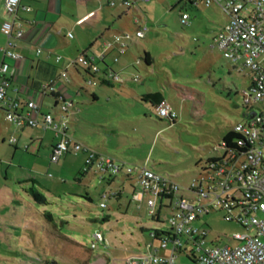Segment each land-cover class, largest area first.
Segmentation results:
<instances>
[{"label":"rangeland","instance_id":"obj_1","mask_svg":"<svg viewBox=\"0 0 264 264\" xmlns=\"http://www.w3.org/2000/svg\"><path fill=\"white\" fill-rule=\"evenodd\" d=\"M177 1L139 3L148 30L126 47L128 61L118 52L107 60L116 68L118 83L109 75L110 86L93 78V84L91 80L83 84L82 94L64 97L79 108L80 122L70 126L73 141L107 152L120 165L168 176L181 187L179 195L194 197L187 188L199 176L196 163L221 155L217 145L222 136L249 114L240 92L250 80L247 69L240 70L212 48L227 21L222 9L202 3L184 7ZM115 8L126 11L123 6ZM113 9L107 11L114 15ZM132 12L122 13L121 24L111 27L107 42L115 31L134 30ZM182 12L189 15L188 24L180 22ZM144 52L150 54L149 65L139 61ZM100 69L98 75H103L105 66L100 64ZM146 85L164 92L177 113L173 123L132 98ZM91 90L98 95L95 101ZM3 118L0 112V264H123L125 258L146 251L150 229H168L166 219L156 223L151 218L144 201L137 204L131 199L136 180L123 187L120 199L110 197L100 208L103 191L123 186L122 171L110 186L99 181L93 169L82 174L86 154L73 155L71 146L69 153L52 163L49 144L56 137L51 130L17 128ZM36 139L42 140L39 146ZM77 177L80 183L74 180ZM32 186L45 202L33 200L27 191ZM104 215H108L105 220ZM194 225L206 232L208 247L233 245L231 236L246 232L239 223L226 221L223 210L203 215ZM95 232L103 235L105 243L91 248ZM187 250L177 253L175 264H192Z\"/></svg>","mask_w":264,"mask_h":264},{"label":"built area","instance_id":"obj_2","mask_svg":"<svg viewBox=\"0 0 264 264\" xmlns=\"http://www.w3.org/2000/svg\"><path fill=\"white\" fill-rule=\"evenodd\" d=\"M150 0H107L108 6L120 4L126 9H139V3ZM195 6L204 4L218 5L227 17V21L215 35L212 48L221 56L249 72L250 82L243 90L244 103L253 106V114L244 122L235 125L250 142V148L242 159L226 164L217 163L214 170L198 176L187 188L194 197L178 194L181 187L168 176L158 175L142 167L139 169L123 166L113 158L100 153L82 143L73 141L67 133L69 114L73 103L62 96L59 91V78L69 80L68 67L89 68L98 72L96 59L103 60L104 53L97 55H79L68 59L56 78H51L42 85L43 92L55 94L54 111H42L40 104L33 98L21 99L9 91L17 93L11 86L15 75L13 63L23 58L17 50L18 43L25 32L17 19L16 10L20 0H3V19L0 32L5 37L3 61L0 64V112L4 120L14 127H37L51 130L56 142L50 151V162L57 163L60 157L69 152L77 155L80 151L86 154L85 164L93 168L99 177H110L122 173L129 179L136 180L131 199L137 204L145 202L150 216H154L163 197H169L167 205L168 229L159 236L155 251H165V255L155 252H144L124 259V264H175L177 253L187 250L192 264H264V0H190ZM189 15L182 13L180 21L188 23ZM82 22V19L78 21ZM133 31L118 32L113 40L104 44L108 49L116 46L119 54L126 51L129 43L144 37L147 25L138 16H134ZM67 36L72 37L71 32ZM36 48L35 53L40 54ZM60 56H55L59 61ZM119 80L116 73L108 74ZM159 117L175 118L176 111L166 101L161 100L156 107ZM16 140L13 138L12 142ZM71 146V147H70ZM25 147V146H24ZM133 171L136 174L133 175ZM118 194L117 190L101 193L100 208L105 207V200ZM146 197V199H144ZM225 211L226 221H235L246 230L231 236L233 245L205 246V231H200L194 222L211 211ZM155 236L150 233V239ZM105 239L100 232L92 235L90 247L104 244ZM150 241L149 245H152Z\"/></svg>","mask_w":264,"mask_h":264},{"label":"crops","instance_id":"obj_3","mask_svg":"<svg viewBox=\"0 0 264 264\" xmlns=\"http://www.w3.org/2000/svg\"><path fill=\"white\" fill-rule=\"evenodd\" d=\"M106 1L107 0H20L19 6L16 10V16L21 22V28L24 30L25 35L18 43L17 50L23 55V58L13 63L15 75L11 81V86L16 87L18 91L16 94L15 92L9 91V94L17 95L21 99H35L40 104L43 112L49 110L54 111V99L49 96L50 94L43 92V83L51 78H56L60 70L66 67L68 59L75 58L83 54L88 56L97 55L102 52L104 53V58L103 60L97 62L99 68L97 74L89 76L84 73V70L80 66L68 67L67 72L69 80L65 81L62 78H59L58 91L62 96H64V94L69 97H73L78 94L80 95L82 94L81 90L84 89L83 84L87 80H91L90 83L93 84V78H97L101 83L110 86V83H106L108 82L107 76L110 72L114 71L113 69L116 68L114 65H110L107 60L111 59L114 55L117 56L118 52L116 46H112L108 49L104 46V44L110 40V29L111 27H115V25H120L122 13L123 16H125L128 14V11H133L132 16H138L142 21H144L143 17L145 15V9L140 6L139 9H127L125 12H121L119 9L114 7L113 10L117 11L113 15L111 12L107 11L109 6L106 5ZM118 7H120V5ZM2 19L3 0H0V23L2 22ZM80 19H82L81 23L78 22ZM125 30L126 29L122 28L120 31ZM67 32H71L72 37L67 36ZM115 33H117V31H115ZM5 41V37L0 32V64L4 60L1 49L5 45ZM36 48L41 49L40 54L35 53ZM123 54H126L125 59L128 61L130 56L127 55V51ZM57 55L61 57L59 61L55 60V56ZM100 64L105 66V69L102 71L103 75H98L101 71ZM123 69L125 70V67L120 68V70ZM147 71V73H150L149 70ZM168 85L170 86L169 83ZM73 86H77L79 89L72 90L71 88ZM151 92H159L162 98L172 106L160 88L153 90L147 85L142 89L137 90L132 98L146 107L151 108L153 111V108L148 102H144L139 99L140 95ZM90 95L93 101L98 99V95L95 91L91 90ZM45 101H48L52 106L48 103L45 104ZM78 113L79 108L73 104L72 108H70V122L67 131L68 134H71L69 133L70 129L74 132L70 126L72 124L77 125L80 122ZM56 140L57 138L49 144V152ZM41 142V139H36L35 141L37 146H39ZM92 149L108 155L105 151L96 148ZM78 155L79 153L75 156ZM92 169L93 168H90V170ZM122 174L123 186H118L121 189V193L117 199H120L123 196V187L126 184L131 185L133 180H127L125 174ZM113 178L114 177H112L109 182H101L110 186L113 183ZM133 189L134 187L132 186V191ZM140 229L144 230L146 228L141 227ZM149 243L146 246V251L144 252L151 251L157 253L158 255H165V251H155L156 244L149 245Z\"/></svg>","mask_w":264,"mask_h":264},{"label":"trees","instance_id":"obj_4","mask_svg":"<svg viewBox=\"0 0 264 264\" xmlns=\"http://www.w3.org/2000/svg\"><path fill=\"white\" fill-rule=\"evenodd\" d=\"M180 2H183L184 7L189 6V7H192V8H197V6H195L190 0H178L177 1V3H180ZM106 5H107V2H106ZM119 5L120 4H117L115 6H109V7L114 8V7H118ZM139 8H140V5H139ZM182 13H185V12H182ZM180 17H181V15H180ZM183 25H185V24H183ZM150 59H151L150 54L148 52H144L143 57L139 58V61L143 60L146 65H149L150 64ZM238 68L240 70H242L241 67L238 66ZM82 69L84 70V73L89 75V76H93V75L97 74V72L90 71L89 68L82 67ZM110 79H111V81H114V82H117V83L119 81V80H114L112 77H110ZM106 83L109 84L110 82H106ZM49 96H51L53 99H55L57 97V95H55V94H50ZM240 96H241V99H242L243 107L246 108L249 111L248 116L244 120V121H246L253 114L254 110H253V106L244 103V100H243L241 92H240ZM139 99L141 101L148 102L150 104V106L153 108V112L155 113V115H157L156 114V107H157L158 103L161 100H163V98H162V96L160 95L159 92H151V93L142 94V95L139 96ZM159 118H164V117H159ZM176 118H177V116L175 118H167L166 117V119L170 123H173ZM244 121H242V122H244ZM27 147L28 146L25 145V149ZM250 147H251L250 146V142L247 139H245L240 132L236 131L235 130V126H234L232 129L228 130L222 136V139L220 140L219 144L217 145V148L222 150V154L221 155L216 154L214 156H209V157L206 158V160L204 161L203 164H200L199 162L196 163V167L200 166V168H199V176L203 175V174H206L209 171L214 170V167L217 165V163H223L225 161V158L226 157H230L231 155H233V158H228L226 160V164H229V163H232V162H234L236 160L242 159ZM89 170H90V168L87 167L86 164L84 163V168L81 171L82 174L83 173H87ZM94 174L97 176L99 181L109 182V180L112 177H114V176L99 177L95 172H94ZM115 176H118V175H115ZM126 179L129 180V181L131 180V179L127 178V177H126ZM74 180L77 183H80V178L77 177ZM28 181H31L32 183H35L36 180L33 179V178H30V179H28ZM111 190L112 189H109L108 191H111ZM114 190H117V189H114ZM27 191L31 195V197L33 198L34 201H36V202H45V197L42 194L38 193L34 189L33 186L28 188ZM120 193H121V189L119 188L118 189V194L113 196V198H117L120 195ZM85 197L88 200L91 199V197L89 195H87V194L85 195ZM108 198H110V197H108ZM100 199H101V194H100ZM168 199H169L168 196L167 197H163V199L159 203V207L157 209L156 214L151 217L152 219H154V221L156 223H161L163 219H166V216H167V205H166V202H168ZM162 212H164V215H165L163 218H161ZM46 216L50 217L51 215L48 213V214H46ZM107 218H108V215H104L102 217V219H104V220L107 219ZM151 232H153L155 234V236L151 239V242L156 244L159 241V236L162 235L163 233L165 234L166 230L165 231H161V230H158V229H150L149 230V236H150ZM187 256L192 262L191 256H189L188 254H187Z\"/></svg>","mask_w":264,"mask_h":264}]
</instances>
